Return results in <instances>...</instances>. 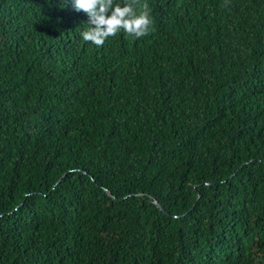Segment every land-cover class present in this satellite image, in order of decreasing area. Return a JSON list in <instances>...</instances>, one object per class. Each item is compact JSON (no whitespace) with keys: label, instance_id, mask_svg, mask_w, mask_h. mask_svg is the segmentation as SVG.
Returning a JSON list of instances; mask_svg holds the SVG:
<instances>
[{"label":"trees","instance_id":"obj_1","mask_svg":"<svg viewBox=\"0 0 264 264\" xmlns=\"http://www.w3.org/2000/svg\"><path fill=\"white\" fill-rule=\"evenodd\" d=\"M144 3L0 0V264H264V0Z\"/></svg>","mask_w":264,"mask_h":264},{"label":"clouds","instance_id":"obj_2","mask_svg":"<svg viewBox=\"0 0 264 264\" xmlns=\"http://www.w3.org/2000/svg\"><path fill=\"white\" fill-rule=\"evenodd\" d=\"M72 6L88 15V27L81 36L98 48L121 30L137 39L153 30L151 9L147 3L141 5L140 0H125L123 5L115 0H72ZM137 9L142 10L137 14Z\"/></svg>","mask_w":264,"mask_h":264},{"label":"water","instance_id":"obj_3","mask_svg":"<svg viewBox=\"0 0 264 264\" xmlns=\"http://www.w3.org/2000/svg\"><path fill=\"white\" fill-rule=\"evenodd\" d=\"M162 209H164L160 204H158Z\"/></svg>","mask_w":264,"mask_h":264}]
</instances>
